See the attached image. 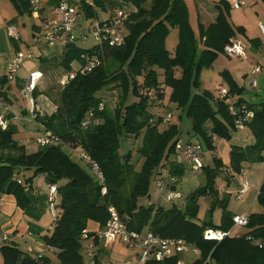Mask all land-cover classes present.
Returning a JSON list of instances; mask_svg holds the SVG:
<instances>
[{
    "label": "trees",
    "instance_id": "16d2710c",
    "mask_svg": "<svg viewBox=\"0 0 264 264\" xmlns=\"http://www.w3.org/2000/svg\"><path fill=\"white\" fill-rule=\"evenodd\" d=\"M10 2L20 15H31L30 0ZM106 3L112 10L107 8ZM222 5L229 13V4L223 2ZM79 6L84 17L90 22L96 20L100 27L111 26L115 13L124 10L128 17L117 28L124 35L123 41L111 46L110 36L101 31V40L95 41L90 49L80 48L77 43L64 47L61 65L67 71L75 60L81 63L78 70H82L83 56L96 55L100 64L84 75L80 71L75 72L76 77L57 94H51V89L47 92L51 94L55 108L38 115L35 121L45 131L61 138L63 145L37 147V151L28 152L26 146L12 137L16 126L8 125L5 130L0 129V195H12L17 205L25 209L30 204L26 185L34 177L43 175L48 185L57 186V225L41 239L53 248L60 264L84 263L80 254L82 232L89 221L103 228L109 219L107 209L110 206L121 217L129 219L128 228L131 231L141 233L148 229L163 238L182 239L192 245L199 251V257L191 264H203L208 258L212 264H264V182L256 196L261 211L249 214L247 233L240 237L229 236L220 242L205 240L203 234L207 229L229 231L235 215L232 212L222 213L220 222L214 223L212 220L201 221L198 214L197 201L207 192L214 191L212 186L216 171L227 168L236 175L245 162H264V101L261 100L258 105L247 104L241 98L242 88L228 78L224 99H215L207 91L196 92L199 73L212 67L218 54L223 53L224 47L235 36L223 11H218L215 21L207 27L199 24L198 43L184 0H92L91 4L82 1ZM96 9L111 15L100 20ZM170 28L178 31V44L173 54L165 45ZM236 30L244 33L242 27ZM250 42L253 46L257 43L261 45L258 39ZM112 60L118 68L108 73L107 63ZM104 88H108L111 96L112 93L117 96L113 112L108 113L104 106L99 113L102 123L90 131L81 132L79 127L87 113L97 110L100 104L105 105V99L98 96ZM167 88L171 90L170 104L191 121V136L198 140L196 143L201 145L203 152H215V139L230 142L238 131L236 116L229 112L230 101L235 102V106L244 104L254 112L253 119L245 127L253 138L252 144L244 148L231 146L227 167L215 155L212 159L214 167L203 164L201 170L205 182L186 198V207L180 211L156 203L142 204V200L150 197L152 175L170 162L175 144L183 140L176 125L169 123L162 129V119L149 110L153 102L164 99ZM142 132L140 153L144 161L140 171L136 172L128 162L129 154L121 161L119 138L122 134L138 137ZM64 148L72 151L80 148L100 166L107 186L105 195L101 194L94 175L73 162ZM25 171H32V176L25 178ZM173 173L182 175L180 170ZM14 174L19 175L20 183L13 178ZM131 175L136 179L134 193L126 196L122 189ZM226 205L227 200L223 207ZM211 207L215 204L212 203ZM0 252L3 264H16L20 253L9 244L3 245ZM179 259L176 256L161 264H178ZM147 264L160 263L149 261Z\"/></svg>",
    "mask_w": 264,
    "mask_h": 264
},
{
    "label": "built area",
    "instance_id": "2783aa9c",
    "mask_svg": "<svg viewBox=\"0 0 264 264\" xmlns=\"http://www.w3.org/2000/svg\"><path fill=\"white\" fill-rule=\"evenodd\" d=\"M32 6L31 15L34 19H39V0H30ZM243 0H233L232 8L234 10H240L244 6ZM56 12L59 15V19L43 23L40 27L39 33L43 36L46 42L50 46H54L56 43L61 44L65 47L70 43L82 42L83 44L89 40L100 41L102 36L101 31H104L108 36H110V45H119L123 41V33H119L118 27L122 24L123 19H127V13L124 10H118L115 13V19L111 23V26L103 25L100 27L99 24L96 25L92 30L76 36L74 34V27L79 21V13L77 8L70 3L69 0H61L56 7ZM260 33V41L262 47H264V24H259L258 26ZM6 34L9 38L14 40H19V33L17 26L14 23L8 24L6 27ZM223 53L225 56L231 59H246L245 48L241 42L231 39L229 43L224 47ZM33 57L32 52L29 51L27 54L22 52L17 53L14 60L8 66V73L6 79L8 82H14L18 76V70L25 60L31 59ZM83 66L82 70H79L81 75L91 72L95 67L100 64L98 56L94 55L91 60H88L87 56H83ZM261 68L254 66L251 69V76L254 77L251 85L253 87L258 86L257 75L260 73ZM76 73H72L68 76H63L59 81V84L65 86L69 81L76 77ZM41 75L37 73H31L24 80L22 88L20 89V96L26 101L28 105V110L25 115H12L11 120L18 124H25L35 120L38 115H43L45 110L36 101L34 92L38 86ZM227 94V90H221L219 94L220 99H224ZM235 102L230 101L229 112L236 116L235 127L237 130H243L254 117V112L248 110L243 104L242 106H235ZM104 104H100L97 110H91L87 113L86 117L80 124V131L87 132L102 123V119L99 115L104 110ZM5 111L10 112L9 106H5ZM172 115H167L163 124L170 123L172 120ZM8 126L7 120L0 117V129L5 130ZM24 145H35L38 148L44 147H58L63 145L61 138L54 135L51 132L44 131L31 140H25ZM203 149L200 144H195L191 142H185L184 140H178L175 144L174 154L175 163L186 166L190 171L197 172L203 168ZM80 158L87 163L92 174L94 175L98 185L101 187V194L105 195L107 193V186L105 182L104 174L100 166L87 154L85 151L78 153ZM264 158V156H262ZM155 175L157 179L155 181V191L160 194L163 202L169 206L174 207L177 210H184L186 207V199L177 190V180L172 172V168L168 163L156 170ZM243 177V186L239 188L236 192V199H239L241 195L246 193L249 189L248 179L244 172H241ZM13 178L20 183L19 175L14 174ZM59 195L56 185H48L47 187V201H48V211L51 216L50 230L55 229L58 219V202ZM107 212L109 214V219L103 228L95 232H88L84 230L81 235V242H86V259L83 264H100L98 257L97 246L98 243L102 242L103 245H110L117 240L132 250H142V253L137 254V264H147L149 261H154L155 263H164L165 261L176 257L187 255L190 252L195 253L199 256V251L195 249L192 245L188 244L182 239H169L163 238L160 235L154 234L151 231L147 233H138L131 231L128 228L129 219L127 217H121L116 209L112 206L108 207ZM233 226L229 231L221 230H211L207 229L204 231L203 238L209 241L220 242L224 238L229 236L239 237L238 234L233 235V231L236 228L246 227L249 222V215L243 214L240 216H234ZM10 240L9 233L0 230V246L7 244ZM46 252L51 253L55 256V261L45 263ZM28 253L34 256L35 261L38 264H60L56 258L53 248L49 245H44L40 250L29 249ZM178 264H185V262L179 261ZM203 264H212L208 258Z\"/></svg>",
    "mask_w": 264,
    "mask_h": 264
},
{
    "label": "rangeland",
    "instance_id": "374dc122",
    "mask_svg": "<svg viewBox=\"0 0 264 264\" xmlns=\"http://www.w3.org/2000/svg\"><path fill=\"white\" fill-rule=\"evenodd\" d=\"M42 1L46 2L47 0H42ZM81 1L82 0H71L73 4H76V8L77 9L79 8V10L81 9V7L79 6ZM210 1L218 3L220 0H210ZM225 1L226 3L231 2L232 4L233 0H225ZM256 1H257V6L254 4ZM243 2L245 5L240 10H234L231 6L229 10V13H230L229 17H231L230 18L231 21L234 22L235 19H237L238 17H242L245 19L246 23L250 26L251 31H254L255 29L258 30L259 24L260 23L264 24V2H262L261 0H243ZM53 3H54V0H53ZM87 3L89 2L87 1ZM106 5H107V8H109V10H112V7H110L108 3H106ZM128 8L133 9L131 6H128ZM213 10L216 12L217 8H215V6L212 4L210 6H204L202 11L203 13L204 11H208L209 13L210 11L213 12ZM49 13L50 12L47 11V14ZM98 13L100 14L101 11H98ZM110 15L111 13H109L108 15L100 14L99 18L100 20H104L107 17H110ZM206 17L207 18L205 19H208V20H205V21H209L210 20L209 16L206 15ZM5 20L16 22L19 36L21 37V40L23 41L22 43H20L19 52L27 54L28 49L31 48L33 44L36 42V38L32 36V33H33L32 25L33 24L38 25V22L33 20L28 14L20 15L19 12L15 10L10 0H0V27L4 24ZM87 21L88 20L83 15L81 19V26L84 27L85 31L88 32L89 30H92L94 27H96L97 21L93 20L91 21L92 23L87 22ZM196 26H197V22H196ZM78 28L80 29V26H78ZM4 30L6 32V29ZM75 31H76V34L80 32L77 29ZM198 31H199V26H198ZM38 39L45 42V38L41 35ZM14 42L16 41H14L13 39L9 37H7L2 42V44H5L8 50L7 51L4 50L0 52V70H1L0 77L2 75V70H5V67H6L5 62L9 61L10 59H13L17 55V53H19L17 52L18 50H16L17 48ZM95 44L96 42L94 40H89L88 42L84 44L82 42H77V45L83 49H90ZM177 44H178V31L176 28H170V31L165 40L166 49L170 53L173 54L175 52ZM32 55L33 57L31 59L25 60L20 66L19 68L20 73L25 72L26 70L25 66L27 64H33L35 66L33 69H39L37 65H42V66L44 65L43 63H41L39 59L35 57L34 54ZM218 55L219 56H217L216 60L212 64V67L205 68L199 73V80H198L199 86L196 91L198 93H203L205 91L210 92L215 99L219 98V94L221 90L228 89L227 81L222 78V74L225 73L223 72V70L233 69L234 71L237 72V74L241 75L242 77V72L247 70L254 63L251 56H248L246 60L243 61L241 59H229L224 55V53L218 54ZM87 57H88V60H91V57L89 56ZM56 60L58 61L59 57L56 58ZM83 63L84 62H82V64ZM108 63H107L108 73H112L118 68V64L115 61L112 60L109 64ZM80 66H81V63L79 61L77 60L73 61V63L70 66V70L66 71L64 75L68 76L74 72L79 71L78 69L80 68ZM26 75H28V72H26ZM61 79L62 77L61 78L59 76L58 78L55 77V79L53 80L49 88H47L44 91V97H46L47 102L51 103L52 105L54 104H53V99L51 97V94L53 95L57 94L61 88L65 87L59 84V81ZM159 79L162 80V76H160ZM250 80L251 79L248 76L244 78V81L246 82H249ZM50 89L52 93L47 94V92ZM107 91H108V88L102 89L101 92L98 94V96H101L103 99H105V110L107 109L108 113H112L116 105V102L114 100L117 96H115V94L113 93L111 96V93ZM170 94H171V90L167 88L164 92V99L162 101L156 100L158 102L156 101L153 102L149 110H151V112L155 116L160 117V119H162L161 120L162 123H160L161 128L169 124V123L163 124L164 118L167 115H172L171 116L172 120L170 121V124L173 123L174 125L178 127V129L181 132L182 139L185 141L190 140L192 143L198 142L196 138L191 136L192 135L191 121L187 119L185 115L176 108V106L170 104L169 102ZM25 129L33 131L39 128L37 127L36 123L28 122L25 124H18V126L16 127V132L12 135L13 139L18 142L24 139H31V137H33V134L31 132H26ZM142 143H143V132L138 137L122 134L119 138L120 146H119L118 154L120 156V159L123 162L124 157L129 154L128 162L134 167L136 172L140 171L143 165V161H144L140 153ZM222 143L227 144V146L229 145L227 141L217 139V141H215V147H216L215 149H217V147L220 146V144ZM228 149H230V147H228ZM26 150L28 152H34V151H37L38 148L35 146H27ZM63 150L64 152H66V154L69 155V157L71 158L73 162L77 163L81 168H83L91 176H93L87 163H85L78 155V153L81 152L80 148L77 151H72L67 148H64ZM220 150H222L221 146H220ZM202 159H203L202 162L204 163V165L210 166V167L215 166L212 160L213 159L212 152L204 151ZM249 164L250 165H248L245 168V174L248 179V184L251 190L249 194L247 195L243 194L244 196L242 195V198L240 197L239 199H236V195L233 192L237 188L238 184L231 185L232 183L231 182L232 178L230 177L231 172H225L223 170L220 171L219 169L218 171L214 173V181H213L214 183L212 186L214 191L212 193L207 192L206 194L202 195L197 201V205L199 209L198 214H199V218L201 221L212 220V222L214 223H219L222 213L232 212V213L237 214L242 209H245L248 212L249 211L257 212L261 210L258 202H255L256 200L255 195L258 191V189H256L257 188L256 185L260 181H262V179H264V166H262L260 169L259 167H256L257 169L254 170L253 169L254 163L252 164L249 163ZM168 165L171 168H173V164L171 162H168ZM172 172H174L173 169H172ZM24 173H25L24 174L25 178L31 177L33 174L32 171H25ZM174 175L178 183L177 190L182 194L184 199H186L195 189L199 188L205 182V175L202 170L197 171V172L188 171V174H186V176L182 178L181 180H180L181 175H177L176 173H174ZM156 179H157V176L155 174L152 175L150 179V186H151L150 197L148 199L142 200V204H144V206H148L150 203H156V204H160L161 206L165 208H169L170 206L166 204L165 202H163L160 194L155 191ZM235 180L237 182L239 181L240 183L239 187L243 186V181H241L239 177L236 178ZM135 181L136 179L134 175H131L130 177L127 178L126 184L122 189V193L124 195L129 196L130 194L134 193ZM251 183H254V184L251 186ZM47 186L48 185L43 175H38L34 178L32 187L35 192L43 193L46 191ZM222 186H224V188L228 187L227 189L229 188L232 189L233 194L229 196V200H228V194H227L229 192L228 191L227 193L224 192L225 190L221 189ZM226 200H227V205L224 208L223 204L226 203ZM212 203L215 204V207H211ZM46 205H47L46 206V209H47L46 216L52 222L51 217L49 216L50 214H48L49 213L48 212V202H46ZM240 215H243V214H238L237 216H240ZM246 233H247L246 227L236 228L233 231V235L238 234L239 237ZM140 253H142V250H132L128 248L127 246L123 245L121 241L118 240L117 242H114V244L112 243L111 245L107 246V248L104 250L102 255L99 256V259L103 264H137L136 255ZM80 254L82 258L85 260L86 259V256H85L86 255V242L85 241L81 242ZM198 257L199 256L196 255L195 253L190 252L187 255L180 256L179 260L182 262H185V264H191Z\"/></svg>",
    "mask_w": 264,
    "mask_h": 264
},
{
    "label": "crops",
    "instance_id": "0c3cea01",
    "mask_svg": "<svg viewBox=\"0 0 264 264\" xmlns=\"http://www.w3.org/2000/svg\"><path fill=\"white\" fill-rule=\"evenodd\" d=\"M60 1L61 0H54V3H53V0H47L46 2L39 0V17L40 18L34 19L32 17V15H29L33 20L38 22V25H36V24L32 25V29H33L32 30V32H33L32 36H34L36 38V42L33 44V46L31 48L28 49V52L31 51L32 54H34L35 57L37 59H39L41 61V63H43L44 65L43 66L37 65V67H39V69H33L35 67L33 64H27L25 66V68H26L25 72L20 73L19 72L20 69H19L18 70L19 74H18L16 80L14 82H8L6 79V76L8 73V66L14 60L15 57L13 59H10L9 61L5 62L6 67H5V70H2V75L0 77V117L7 120L8 125H14L17 127L18 123L11 120L12 115H25L27 113L28 105H27L26 101L22 99L19 92H20V89L22 88L24 80L31 73H37V74L41 75V79L39 80L38 86L36 87V90H35L36 95H34L36 98V101L39 103L40 106L43 107L45 112H49L50 110H54V108H55L54 105L47 102V98L44 97V91L47 88H49V86L52 84L55 77L58 78V76H59L61 78V77L65 76L64 73L68 70L63 65H61V61L63 59V54H64V47L59 43H56L54 46H50L46 42V40H45V42H43L38 38L40 37V34H41V33H39V31H40L39 29L43 23H47V22H51V21L59 19V15L57 14L55 9L58 6ZM69 1L72 5H74L76 7V4H73L71 2V0H69ZM82 1H84V2L88 1L91 4V2H90L91 0H87V1L82 0ZM184 2H185L186 7H187L190 25L192 27V30H193L195 36H196L197 41H198V33H199V31H198L199 24L203 25L204 27H207L210 23L215 21V18L218 14V11H220V10L223 11V13L225 14V16L227 18V21H228L230 27L232 28V30L235 33V36L232 39H235L236 41H239L242 43V45L245 48L246 58L248 56H251L254 63L252 64L251 67H249L247 70L242 72V77H241V75L237 74L236 71L231 69V70H223V72H225L224 73L225 75H222V78L224 80H226V78H228V80L233 81L238 87L242 88L243 91H242L241 98L247 104L258 105L261 100L264 101V47H262V45H260V43H257L255 46H253L250 42V40H253V39L260 40L259 29L258 30L255 29L254 31H251L250 26L246 23L245 19L242 17H238L237 19H235V21H234L235 23L233 21H231V19H230L231 17H229L230 13H226L223 9L222 3L226 2L225 0H220L218 3L212 2L210 0H184ZM227 3L229 4V6L231 8V2L230 3L227 2ZM212 4L215 6V8L219 7V8H217V11L215 12L213 10V12L210 11L209 13H208V11H204V13H203V11H202L203 7L204 6H210ZM254 4L257 6V1ZM15 10H16V8H15ZM47 11H49L50 13L47 14ZM98 11H100V10L96 9L97 13H98ZM78 13H79V21L74 27V34L76 36H80L81 34L87 32V31H85L84 27L81 26V19H82L83 14H82V12H80V10H78ZM100 14H102V13H100ZM206 15L209 16V18H210L209 21H205V20H208V19H205V18H207ZM191 17H193V18H191ZM88 22H90V21L88 20ZM196 22H197V26H196ZM206 22H208V23H206ZM9 23H14L16 25L15 21L11 22L9 20H5L4 24L0 27V52H2L4 50H6V51L8 50V48L5 46V44H2V42L8 37V36H6L7 34H6L4 29H6V26ZM78 26H80V29L78 28ZM237 27H242L244 33L240 34L236 30ZM76 29L78 31H80L77 34L75 31ZM14 41H16V42H14L16 45V48H17L16 50H18L17 52H19L20 51V43H22L23 41L21 40L20 36H19V40H14ZM198 43H199V41H198ZM58 57H59V60L57 61L56 58H58ZM229 59H231V58H229ZM244 60H246V59H244ZM254 66H258L261 68L260 73L256 77V79L258 80V86L257 87H253L251 85L252 81L254 80V77L251 76L250 72ZM26 72H28V75H26ZM224 76H225V78H224ZM247 76L250 77V79H251L249 82L244 81V78ZM5 106H9L10 112L5 111ZM3 112H4V114H3ZM29 123H36L37 127L39 128V129H35L33 131L25 129L26 132H31L33 134V137H31V139H33L35 136H37L38 134L45 131V129L39 123H37L35 120H32ZM31 139H24V140L20 141L19 143L24 145L23 142L25 140H31ZM187 141H190V140H187ZM215 141H217V139H215ZM252 142H253V138H252L250 132L248 131L247 128H244L243 130H238L233 135L231 141L228 142L229 143L228 146L225 143L220 144V146L222 147V150H220V146H218L217 149L215 150V152H212V155L219 157L222 160V163L227 167L230 163V159H229L230 149H228V147L231 148V146L236 145V146H240V147L244 148V147L252 144ZM195 144H198V143H195ZM27 146H35V145L30 144V145H26V147ZM77 150L78 149H76L75 151H77ZM170 162L173 164V168H172L173 170L182 171V175L180 177V180L182 178H184L186 176V174H188V171L190 172V170L186 166L175 163V157L173 155L170 158ZM249 163L250 162H245L244 164H242V168H241L240 173L236 174V175L231 170H229V171L226 170L227 168L223 170L225 172H231L230 173V177L232 178L231 179V182H232L231 185H233V184L237 185L238 184L237 188L233 191L235 193V195H236V192L239 190V188H241V187H239L240 186L239 181L237 182L235 179L239 177L241 179V181H243V177L241 175V172L243 171L245 173V168L248 165H250ZM262 166H264V162L254 163L253 169L256 170L257 169L256 167H259V169H260ZM34 178H33V180H34ZM33 180L28 185H26V196H27L28 200L30 201V204L25 209H21L17 205L16 200L12 195H7V194L0 195V230L9 233L10 240L7 242V244L13 245L20 252L19 256L17 258L16 264H28L29 262H32L33 264H38L35 261L34 256L32 254L28 253V250L29 249H34V250L42 249L45 244L43 243L41 237L44 236L46 233H48V230H50L51 221L46 216V210H47L46 209V206H47L46 202H48L47 201V188H46V191L43 193L42 192H40V193L35 192L33 190V187H32L33 186ZM45 181H46V179H45ZM262 182H264V179H262V181H260L256 185L257 186L256 189H258V191H259V188H260ZM253 184L254 183H251V186ZM227 188L228 187L224 188V186H222L221 189L222 190L224 189L225 190L224 192H226V193L228 191L229 193H227V194H228V196H230L231 194H233L232 189L231 188L227 189ZM250 190H251V188L249 189L248 192L244 193V195L249 194ZM258 191H257V193H258ZM257 193L255 196H257ZM240 197L242 198V195ZM255 202H256V200H255ZM259 211H261V210H259ZM259 211H257V212H259ZM254 212H256V211H254ZM246 213L249 215L252 212L251 211L248 212L247 210L242 209L237 214H235V213H233V214L235 216H237L238 214H246ZM99 229H100L99 224L92 222V221L88 222L87 228H86V230L88 232H90V233L95 232ZM148 231H149L148 229H144L141 233L145 234ZM117 241H115V242H117ZM2 246H0V249ZM107 246H109V245L105 246V245H103L102 242L98 243V246H97L98 257L100 255H102V253L107 248ZM44 255L46 256L45 263L55 261V256L52 255L51 253L46 252ZM136 258H137V255H136ZM99 261H100V259H99ZM0 264H3L1 252H0ZM100 264H103V263L100 261Z\"/></svg>",
    "mask_w": 264,
    "mask_h": 264
},
{
    "label": "bare ground",
    "instance_id": "6f19581e",
    "mask_svg": "<svg viewBox=\"0 0 264 264\" xmlns=\"http://www.w3.org/2000/svg\"><path fill=\"white\" fill-rule=\"evenodd\" d=\"M9 24H11V23H9ZM7 27V26H6ZM233 219V218H232Z\"/></svg>",
    "mask_w": 264,
    "mask_h": 264
}]
</instances>
